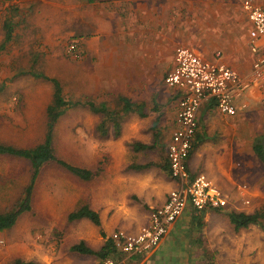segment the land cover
Returning a JSON list of instances; mask_svg holds the SVG:
<instances>
[{
	"label": "crops",
	"instance_id": "crops-1",
	"mask_svg": "<svg viewBox=\"0 0 264 264\" xmlns=\"http://www.w3.org/2000/svg\"><path fill=\"white\" fill-rule=\"evenodd\" d=\"M242 1L65 0L64 37L67 44L76 41L81 53L80 91L72 90L78 87L74 85L76 80L67 90L57 77L32 76L29 73L33 68L23 71L22 76L27 78L14 75L6 81L0 79V145L6 147L34 149L44 142L47 109L54 94L51 78L60 82L65 99L76 102L66 106L54 123L51 148L55 159L43 162L34 179L28 158L0 153V215L16 208L31 186L29 208L21 211L10 227L0 229V264H13L18 259L37 264H74L86 256L90 261L81 264H97L100 260L94 255L75 251L69 255L65 250L62 263L56 260L57 241L51 240L54 233L62 239V233L73 238L75 242L69 248L83 241L99 250L113 231L135 234L148 223L150 210L162 205L176 187L169 176L166 149L177 126L180 94L164 83V76L174 66L175 49L186 46L208 60H216L220 52V60L247 79L254 54L248 46L251 23ZM257 2L264 4V0ZM57 6L52 0H0V45L5 39V23L13 26L0 56L7 55L9 44L19 32L20 18L14 21V14H24L32 7L36 15L50 23L55 22ZM40 85L47 92L33 98L32 88ZM154 89L161 93L155 98ZM122 97L130 101L127 111ZM233 102L237 107L233 115L220 113L212 100L201 104L185 161L191 174L207 175L228 195L230 203L239 205V212L246 213L247 205L241 206L238 190L246 185L250 200L257 191L242 180L245 169L241 158L237 159L243 154L241 149L225 160L222 135L229 129L226 123L233 120L264 121L260 87L250 85ZM257 140L264 147V135L258 134L252 151ZM138 144L145 147H136ZM159 146L164 147V158L155 161L153 155L146 156L150 148ZM58 160L82 169L88 177L75 174ZM82 207L97 213L99 224L88 217L68 220ZM230 209L197 212L188 205L154 249L141 255L119 253L115 264H201V223L216 217L212 211ZM43 237L47 241H41Z\"/></svg>",
	"mask_w": 264,
	"mask_h": 264
},
{
	"label": "built area",
	"instance_id": "built-area-1",
	"mask_svg": "<svg viewBox=\"0 0 264 264\" xmlns=\"http://www.w3.org/2000/svg\"><path fill=\"white\" fill-rule=\"evenodd\" d=\"M242 8L251 23L248 46L254 54L247 79L221 61L220 52L216 53V60H208L186 46L175 49L174 66L164 76V83L176 88L180 94L177 126L171 131L166 149L169 176L176 182V187L169 191L162 205L150 210L148 223L137 233L128 234L120 229L111 233L109 239L119 253L141 255L154 249L188 205L197 212L225 208L239 212V205L230 203L228 195L207 175L191 174L185 160L191 150L197 129V112L203 102L212 100L220 113L233 115L237 110L233 98L250 85H256L261 89L264 103V4L243 0ZM66 52L73 58L81 56L80 47L74 40L67 44ZM238 193L241 206L249 205L251 200L246 185H242ZM97 264H115V261L108 258Z\"/></svg>",
	"mask_w": 264,
	"mask_h": 264
},
{
	"label": "rangeland",
	"instance_id": "rangeland-1",
	"mask_svg": "<svg viewBox=\"0 0 264 264\" xmlns=\"http://www.w3.org/2000/svg\"><path fill=\"white\" fill-rule=\"evenodd\" d=\"M10 1L16 2V0ZM52 1L58 5L55 22L49 23L48 19L40 18L35 14V9L32 7H29L28 12L24 14H14L16 15L14 21L20 18V26L17 25L19 32L16 39L9 44L7 55L0 56V79L6 81L14 78V75L18 76L17 78H27L22 76L23 71L33 68V71L43 73L46 76L57 77L67 90L72 89L70 84L72 80L73 84L76 80L78 82L74 85H78V87L73 85L75 88L72 90L80 91L81 71L79 65L81 60L71 57L66 52L68 42L67 38L64 37L66 15L62 9L65 0ZM76 1L80 2V0ZM74 9L80 12L79 7H74ZM8 67L11 69L7 70ZM26 76L28 75L26 74ZM30 78L32 77L30 76ZM32 89L31 93L36 99H39L37 96L41 93L43 95V92H47V88H44L43 85ZM159 94H161L160 91L154 89V98ZM169 96H172L171 93ZM114 102L117 103L116 97ZM258 120L239 118L226 123V127L229 129L222 136H224L225 160L228 159L230 153L235 157L237 150L241 149L243 154L237 159L241 158L239 162L241 167L245 169L243 176H241L242 180L257 191L256 195L253 194L255 196H253L251 203L244 210L248 214L262 213L264 215V171L251 148L254 137L258 134L264 135V121ZM246 125H248L247 130ZM164 138L165 134L164 137H161V143H163ZM145 153L146 151L143 152V154ZM149 155H153V160L160 161L165 156L164 147L150 148L146 156ZM212 213L216 214L212 221L201 223L199 235L202 252L201 264H264V217L261 219V224H252L246 228L235 230L228 219L229 211L215 210ZM58 235L59 233L55 232L51 240L57 241L54 257L57 255L56 260H61L62 263L65 251L69 255L73 253L69 245L75 241L73 238L65 237V233H62L63 239ZM2 236L3 234L0 235V237ZM41 241L47 240L43 237ZM90 259L86 256L84 259H78L74 264H81L83 260L89 262ZM52 261H55V258Z\"/></svg>",
	"mask_w": 264,
	"mask_h": 264
},
{
	"label": "trees",
	"instance_id": "trees-1",
	"mask_svg": "<svg viewBox=\"0 0 264 264\" xmlns=\"http://www.w3.org/2000/svg\"><path fill=\"white\" fill-rule=\"evenodd\" d=\"M12 24L6 22L5 23V39L4 42L0 45V50H2L5 47V43H7L10 38H11V32H12ZM80 58V57H79ZM32 76L36 77H43L46 79H49L46 75L40 72H35V71H30ZM53 84H54V94H53V102L52 104L48 107V129L47 133L45 136L44 142L37 146L34 149H23V150H18V149H13L11 147H6L3 145H0V153L8 152L12 154H17L20 156H24L28 158L32 162V166L34 169L33 172V179L35 178L38 168L41 166V164L49 159H55L53 153H52V148H51V138H52V131H53V126L54 123L56 122L57 118L62 114L64 108L68 105L75 104L76 102L74 101H69L65 99L63 92H62V87L60 82L56 78H51ZM121 100L124 102V111H127L130 109V101L124 97L121 98ZM93 107V106H92ZM94 109H97L94 107ZM100 110H106L104 107H101ZM114 124L117 128V121H114ZM143 146L144 145H136V147ZM253 151L256 154L257 158L262 162L264 166V147L261 142L258 140L254 143L253 145ZM58 162L68 168L69 170L73 171L75 174L82 176L84 178L88 177L85 173L80 168L72 167L68 164H66L62 160H58ZM167 164V163H166ZM31 186H29L26 190V197L18 203L16 208H14L12 211L0 215V229L2 228H7L10 227L15 219L16 216L23 210H26L29 208V199H28V194L30 193ZM82 217H88L91 219L95 224H99V218L97 213L94 211L89 210L87 207H82L78 209L77 211L71 213L68 216V220H73L77 218H82ZM264 217L262 213H244V212H237V211H230L228 213V218L231 224H233L235 230H238L240 228H246L249 225H257L261 224V219ZM71 251H75L81 254H87V255H94L96 256L100 261H103L108 258H112L115 261V256H118L119 252L116 251L113 247V243L111 239L107 238L104 245L99 249V250H93L86 246L83 241H80L79 243H76L72 245ZM13 264H37L34 262H25L20 259L14 261Z\"/></svg>",
	"mask_w": 264,
	"mask_h": 264
}]
</instances>
